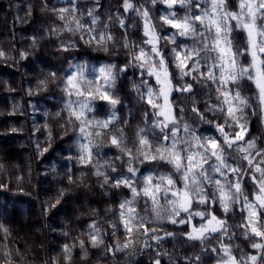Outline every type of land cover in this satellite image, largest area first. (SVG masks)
I'll return each mask as SVG.
<instances>
[{
    "label": "clouds",
    "instance_id": "9594fccd",
    "mask_svg": "<svg viewBox=\"0 0 264 264\" xmlns=\"http://www.w3.org/2000/svg\"><path fill=\"white\" fill-rule=\"evenodd\" d=\"M4 3L0 264H264V0Z\"/></svg>",
    "mask_w": 264,
    "mask_h": 264
},
{
    "label": "trees",
    "instance_id": "16d2710c",
    "mask_svg": "<svg viewBox=\"0 0 264 264\" xmlns=\"http://www.w3.org/2000/svg\"><path fill=\"white\" fill-rule=\"evenodd\" d=\"M5 7V3L4 0H0V8H4ZM17 118L14 117H9V116H5V117H0V125L6 127L8 122H12L14 120H16ZM13 152V148L12 147H8L7 149V154L11 155Z\"/></svg>",
    "mask_w": 264,
    "mask_h": 264
},
{
    "label": "snow or ice",
    "instance_id": "6c2138e0",
    "mask_svg": "<svg viewBox=\"0 0 264 264\" xmlns=\"http://www.w3.org/2000/svg\"><path fill=\"white\" fill-rule=\"evenodd\" d=\"M104 99H111L110 97H108L107 95L104 96Z\"/></svg>",
    "mask_w": 264,
    "mask_h": 264
}]
</instances>
